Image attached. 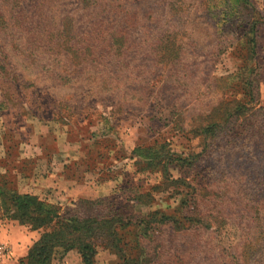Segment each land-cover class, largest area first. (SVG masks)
Listing matches in <instances>:
<instances>
[{"label": "rangeland", "instance_id": "obj_1", "mask_svg": "<svg viewBox=\"0 0 264 264\" xmlns=\"http://www.w3.org/2000/svg\"><path fill=\"white\" fill-rule=\"evenodd\" d=\"M246 1L0 0V118L60 147L0 181L61 209L105 198L142 264H264V0ZM40 232L0 217V264Z\"/></svg>", "mask_w": 264, "mask_h": 264}, {"label": "trees", "instance_id": "obj_2", "mask_svg": "<svg viewBox=\"0 0 264 264\" xmlns=\"http://www.w3.org/2000/svg\"><path fill=\"white\" fill-rule=\"evenodd\" d=\"M241 1L248 4L246 0ZM239 109L245 111L246 107L242 105ZM236 117H241V114L237 113ZM213 126H217V123H210L202 131L209 134ZM163 148L164 144H160V149ZM157 155L168 158L166 152ZM139 197L140 194H137L132 199L137 201ZM113 208L105 198L81 197L61 209L33 194L17 192L6 180L0 181V217L14 220L30 230H41L18 264H49L58 250L64 254L73 249L78 252L82 264H94L96 248L100 245L116 249V264H142L138 249L133 256L125 252L127 242L120 232L119 216L110 213ZM157 213L156 210L149 212L147 216L150 219L146 220V224L154 225L151 219ZM166 220L161 222L158 219L157 222L164 223ZM135 244L138 248L137 240Z\"/></svg>", "mask_w": 264, "mask_h": 264}, {"label": "crops", "instance_id": "obj_3", "mask_svg": "<svg viewBox=\"0 0 264 264\" xmlns=\"http://www.w3.org/2000/svg\"><path fill=\"white\" fill-rule=\"evenodd\" d=\"M17 123L0 118V173L8 175L10 180L18 176L20 171L31 169L38 162L49 164L47 159L52 158L51 152L60 149L55 131L49 129L47 122L44 124L36 120L30 121L29 124ZM6 131L14 135L11 140L3 137ZM75 142H69L68 145L73 146ZM23 147L25 148L21 152ZM31 150L36 154L35 158H29L27 155L26 151L30 153ZM61 159L62 162L67 160L64 156ZM10 227L11 231L17 230L16 226Z\"/></svg>", "mask_w": 264, "mask_h": 264}, {"label": "built area", "instance_id": "obj_4", "mask_svg": "<svg viewBox=\"0 0 264 264\" xmlns=\"http://www.w3.org/2000/svg\"><path fill=\"white\" fill-rule=\"evenodd\" d=\"M0 248H1V246H0Z\"/></svg>", "mask_w": 264, "mask_h": 264}]
</instances>
